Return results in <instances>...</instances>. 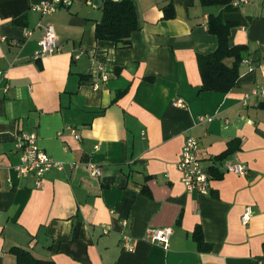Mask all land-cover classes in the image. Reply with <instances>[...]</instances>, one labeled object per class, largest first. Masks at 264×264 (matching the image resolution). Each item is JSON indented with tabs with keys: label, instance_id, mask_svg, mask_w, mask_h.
<instances>
[{
	"label": "crops",
	"instance_id": "obj_1",
	"mask_svg": "<svg viewBox=\"0 0 264 264\" xmlns=\"http://www.w3.org/2000/svg\"><path fill=\"white\" fill-rule=\"evenodd\" d=\"M41 1L0 0V264H17L15 246L56 264H264V95L243 98L264 87V0H132L138 29L128 45L96 38L103 13L94 1L47 16L32 8ZM211 14L237 24L229 44L246 45L252 59L227 93L201 91L198 55L219 45ZM48 23L60 50L36 59ZM25 132L64 163L43 187L15 169ZM188 136L199 139L207 193L182 180ZM197 226L209 250L198 248ZM153 227L172 228L168 247L148 239Z\"/></svg>",
	"mask_w": 264,
	"mask_h": 264
},
{
	"label": "built area",
	"instance_id": "obj_2",
	"mask_svg": "<svg viewBox=\"0 0 264 264\" xmlns=\"http://www.w3.org/2000/svg\"><path fill=\"white\" fill-rule=\"evenodd\" d=\"M249 0H233V4L240 6L248 3ZM71 0H43L39 3L33 4L32 8L37 10L42 16L53 14L63 5H69ZM28 34H31L29 31ZM18 43V41H15ZM60 50V44L56 29L52 23L44 26V32L38 40V49L34 53V57L39 59L46 55L56 53ZM78 57V55L76 56ZM244 63H252L251 58L243 59ZM101 68V67H100ZM1 75V72H0ZM264 95V87L260 86L252 90L251 93L244 95V102L247 103L248 99L253 96ZM177 103L183 105L182 100H177ZM209 120L213 116L207 117ZM71 132L77 138H81L80 134L75 128H70ZM17 147L21 150V161L15 166L16 171L23 176H34L37 187H43L44 175L53 168L63 169V161L57 160L50 156L38 143V136L35 133H22L17 138ZM96 149L99 145L95 146ZM203 157L200 150L199 139L195 136H188L185 139L181 150V158L178 162V168L182 172V180L189 190H196L199 193H207L209 189L210 174L203 166ZM91 173L95 176L102 174V168L95 162L89 164ZM223 168L227 172H234L238 174H246L248 167L242 163L231 164L225 163ZM253 210L247 207L242 221L247 224L252 216ZM172 234L171 227H153L148 230L147 237L151 242H156L164 247H168L170 243V236ZM122 245L125 249H132L130 239L124 236Z\"/></svg>",
	"mask_w": 264,
	"mask_h": 264
},
{
	"label": "trees",
	"instance_id": "obj_3",
	"mask_svg": "<svg viewBox=\"0 0 264 264\" xmlns=\"http://www.w3.org/2000/svg\"><path fill=\"white\" fill-rule=\"evenodd\" d=\"M204 6H220L232 0H200ZM102 18L96 24L95 36L98 39L112 40L116 43L130 44V37L138 29V17L132 0H105L101 5ZM174 16L171 6L165 8V17ZM237 24L225 21L219 14L209 16V30L218 37L219 45L214 52L198 55V64L202 76L201 91L227 93L238 84L240 66L248 54V47L243 44L230 46L231 29ZM232 58L231 65L227 59ZM213 174H219L211 168ZM220 175V174H219ZM200 250H209L212 246L204 240L200 226L192 234ZM10 251L16 256L17 264H56L51 260L37 258L29 250L22 247H12Z\"/></svg>",
	"mask_w": 264,
	"mask_h": 264
},
{
	"label": "water",
	"instance_id": "obj_4",
	"mask_svg": "<svg viewBox=\"0 0 264 264\" xmlns=\"http://www.w3.org/2000/svg\"><path fill=\"white\" fill-rule=\"evenodd\" d=\"M92 1H94V3L97 5H102L104 0H92ZM115 1H119V0H115Z\"/></svg>",
	"mask_w": 264,
	"mask_h": 264
}]
</instances>
